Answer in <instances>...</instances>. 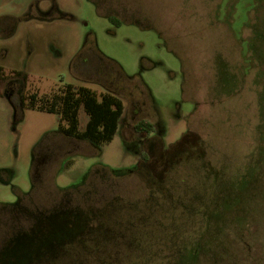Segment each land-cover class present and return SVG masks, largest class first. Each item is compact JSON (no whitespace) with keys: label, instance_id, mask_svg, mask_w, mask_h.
<instances>
[{"label":"rangeland","instance_id":"374dc122","mask_svg":"<svg viewBox=\"0 0 264 264\" xmlns=\"http://www.w3.org/2000/svg\"><path fill=\"white\" fill-rule=\"evenodd\" d=\"M88 38L150 93L118 90L103 145H73L58 114L16 115L8 99L104 91L79 55ZM35 148L53 150L47 210L64 223L0 264H264V0H0L1 201L30 190Z\"/></svg>","mask_w":264,"mask_h":264},{"label":"trees","instance_id":"16d2710c","mask_svg":"<svg viewBox=\"0 0 264 264\" xmlns=\"http://www.w3.org/2000/svg\"><path fill=\"white\" fill-rule=\"evenodd\" d=\"M109 19L115 21L112 16ZM94 54L98 55L96 60ZM79 55L83 62L95 61L96 75L100 79L99 84L105 89L104 91L97 93L82 84L75 86L72 83H65L63 86L57 87L56 90L45 94L38 95L36 92L30 94V99L25 106L58 114L59 127L64 133L77 139L87 140L95 145H103L113 139L124 110V103L118 90H136L142 86L150 95L149 89L140 76L127 75L115 60L99 51L93 38L86 40ZM97 63L108 64L109 69L105 71ZM81 107L87 115L83 129L79 127ZM134 127L137 132L145 131L150 134L154 131L153 126L145 120L139 121ZM70 164L68 162L66 166Z\"/></svg>","mask_w":264,"mask_h":264},{"label":"flooded vegetation","instance_id":"af4514ba","mask_svg":"<svg viewBox=\"0 0 264 264\" xmlns=\"http://www.w3.org/2000/svg\"><path fill=\"white\" fill-rule=\"evenodd\" d=\"M8 97L15 109L16 115H18L21 109L27 108L25 104L30 99H24L21 95L19 100L14 102L11 96ZM58 132L62 138L72 139L73 145L75 144L74 142L78 140L64 133L60 127H58ZM63 141L64 140H62V142ZM63 148L64 146L62 144L60 153L63 152ZM52 153L53 150L51 152L46 148H35L30 168V190L24 192L19 189L17 197L13 200L6 202L0 200V256L5 255L6 249L15 246L27 248L48 244L47 229L49 225H55L56 228H59L58 225L64 223L63 213H53L49 215L47 210L48 188L47 180H44L42 175V168L47 162L49 155H52ZM56 154H59V152ZM76 219L77 218H75V223ZM58 220L60 222H58ZM54 237L57 236L55 235ZM56 242H59V240L53 239L52 243L56 244ZM30 252V250H28V252L26 250L23 256L31 262L33 259H37V257L34 253ZM13 258L10 259V261L16 263L17 260Z\"/></svg>","mask_w":264,"mask_h":264}]
</instances>
